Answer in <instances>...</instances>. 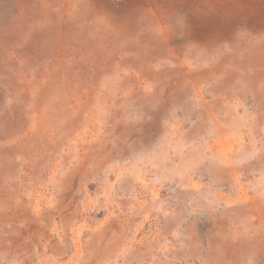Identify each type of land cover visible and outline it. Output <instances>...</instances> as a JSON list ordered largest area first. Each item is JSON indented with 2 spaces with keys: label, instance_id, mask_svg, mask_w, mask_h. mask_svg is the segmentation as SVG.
I'll return each instance as SVG.
<instances>
[{
  "label": "rangeland",
  "instance_id": "1",
  "mask_svg": "<svg viewBox=\"0 0 264 264\" xmlns=\"http://www.w3.org/2000/svg\"><path fill=\"white\" fill-rule=\"evenodd\" d=\"M0 264H264V0H0Z\"/></svg>",
  "mask_w": 264,
  "mask_h": 264
}]
</instances>
